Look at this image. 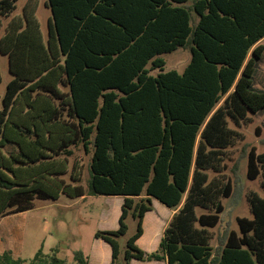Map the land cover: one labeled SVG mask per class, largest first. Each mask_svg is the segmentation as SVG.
Here are the masks:
<instances>
[{
    "label": "trees",
    "instance_id": "16d2710c",
    "mask_svg": "<svg viewBox=\"0 0 264 264\" xmlns=\"http://www.w3.org/2000/svg\"><path fill=\"white\" fill-rule=\"evenodd\" d=\"M18 1L0 0V31ZM31 4L24 24L12 18L0 39L14 75L0 96V216L61 194L122 197L119 227L95 234L110 245V264H264L259 194L249 196L253 218H238L221 250L211 232L232 195L228 150L244 139L231 122L251 123L264 109L253 87L264 0H46L47 39ZM181 47L190 49L188 65L166 71L162 56ZM9 145L16 149L5 154ZM79 148L91 157L87 187L83 163L70 165ZM248 160V178L264 179V153L253 147ZM153 200L175 213L147 252L138 241ZM130 218L136 231L122 256ZM58 254L42 248L29 264H66ZM74 260L90 264L81 250ZM0 264L27 261L6 250Z\"/></svg>",
    "mask_w": 264,
    "mask_h": 264
},
{
    "label": "rangeland",
    "instance_id": "374dc122",
    "mask_svg": "<svg viewBox=\"0 0 264 264\" xmlns=\"http://www.w3.org/2000/svg\"><path fill=\"white\" fill-rule=\"evenodd\" d=\"M35 4L36 16L41 25L45 39L48 35L49 20L52 17L51 10L46 6V0H19L17 9L9 18H3V27L0 31V39L5 34L6 28L12 18H16L23 25V11L28 3ZM31 4V5H32ZM264 44V40L261 41ZM166 61V71L176 70L183 72L191 59L190 49L178 48L176 51L162 56ZM0 70L3 81L0 84V96L3 99L8 83L14 75L10 70L9 56L0 50ZM156 73V72H154ZM254 89L264 92V57L257 66ZM3 102H0V110ZM251 123H242L231 126L237 129L244 139L237 142L228 150L226 169L224 174L232 184V195L224 199L225 212L221 216L219 225L211 229L213 234L212 245L217 250L225 245L231 231H239L238 218H253L249 196L252 192L264 198V179L260 176L256 180L248 178L249 153L254 147L257 154L264 153V109L257 114L251 115ZM1 138V135H0ZM16 147L9 145L4 153L15 150ZM90 156H87L82 148L76 150L74 157L70 159L72 166L76 160L83 163V185L87 187L89 178L88 165ZM1 166V165H0ZM13 180H20L17 174H11ZM40 187L49 192L53 190L42 183ZM45 186V187H44ZM54 193V192H53ZM121 197L116 196H88L85 200L71 199L61 194L56 200H35L34 208L10 216H0V252L11 250L16 257H20L29 264L36 254L43 248L46 254L51 253L53 248L59 249L58 256L66 261V264H76L74 252L81 250L86 254H92L97 250L98 244H103L111 250V247L101 239H96L95 234L99 230H112L119 226L121 207L118 206ZM156 211L163 216L164 222L169 224L170 214L175 213L158 200L154 201ZM129 231L126 236L120 238L122 256L124 255L128 239L136 231V222L130 218L128 221ZM160 230V229H159ZM151 220L144 221V235L139 239L138 245L145 251L151 252L149 245L156 239L151 232ZM161 231V235L163 231ZM160 231L158 232L160 234ZM133 264H142L141 261L133 260ZM144 264H167L165 262H145Z\"/></svg>",
    "mask_w": 264,
    "mask_h": 264
},
{
    "label": "crops",
    "instance_id": "0c3cea01",
    "mask_svg": "<svg viewBox=\"0 0 264 264\" xmlns=\"http://www.w3.org/2000/svg\"><path fill=\"white\" fill-rule=\"evenodd\" d=\"M85 198L86 197L78 198V200H82V199L85 200ZM119 200H120V202L118 203V206L122 207L123 198L121 197V199H119ZM154 201L155 200H153L154 209L149 211L145 215V219H149L150 218L151 226H152V231L151 232L156 236L155 241L154 242L152 241V244L149 245V249H152L153 251L157 250V248L159 246V243H160V240H161V238L163 236V234L161 235V231L160 230H162L164 232L165 228L168 226V224L166 222H164L165 218L163 216H160L158 213H154L156 211V206H155ZM120 215H121V211H120ZM173 215L171 216V214H170V219H172ZM119 218H120V216H119ZM145 219H144V221H145ZM118 222H119V220H118ZM159 231H160V234L158 233ZM153 251H151V252H153ZM86 255L89 256L90 264H110L111 258H112V249L109 250V248L105 247L103 244H98L97 250H95L93 252V255L92 254H86ZM144 263L145 262H142V264H144ZM132 264H133V261H132Z\"/></svg>",
    "mask_w": 264,
    "mask_h": 264
}]
</instances>
